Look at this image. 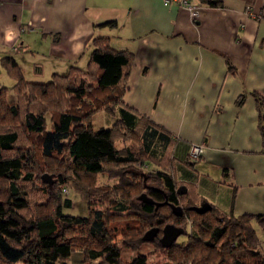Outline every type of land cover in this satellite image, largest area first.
<instances>
[{
	"label": "trees",
	"instance_id": "obj_1",
	"mask_svg": "<svg viewBox=\"0 0 264 264\" xmlns=\"http://www.w3.org/2000/svg\"><path fill=\"white\" fill-rule=\"evenodd\" d=\"M106 38L93 39L87 66L71 65L48 81L28 80L14 56L2 58L17 81L0 86V264H57L77 249L84 264H154L157 252L164 264H264L256 227L264 230V213L227 212L177 178L172 133L124 103L135 53ZM101 111L116 119L109 129L95 128ZM66 188L86 199L87 215L64 212L72 204ZM143 192L165 203L139 199ZM97 198L108 206L92 209ZM205 204L211 209H195ZM167 225L184 239L164 244ZM154 226L155 238L144 239ZM143 244L156 249L141 252Z\"/></svg>",
	"mask_w": 264,
	"mask_h": 264
},
{
	"label": "crops",
	"instance_id": "obj_2",
	"mask_svg": "<svg viewBox=\"0 0 264 264\" xmlns=\"http://www.w3.org/2000/svg\"><path fill=\"white\" fill-rule=\"evenodd\" d=\"M193 1L197 18L164 0H0V68L12 55L48 81L87 66L97 36L131 50L124 103L172 133L177 178L227 212L264 213V0Z\"/></svg>",
	"mask_w": 264,
	"mask_h": 264
},
{
	"label": "rangeland",
	"instance_id": "obj_3",
	"mask_svg": "<svg viewBox=\"0 0 264 264\" xmlns=\"http://www.w3.org/2000/svg\"><path fill=\"white\" fill-rule=\"evenodd\" d=\"M194 17V16H193ZM198 17V14L194 17V18H197ZM33 54V52H31ZM2 65V64H1ZM3 67V66H2ZM25 68H27V71L31 70L32 72V67L29 68V66L27 65H24ZM24 69V68H23ZM22 69V70H23ZM2 71V72H1ZM24 74H25V71L23 70ZM30 73V71L28 72ZM33 73V72H32ZM34 74V73H33ZM26 77V75H25ZM27 78V77H26ZM28 80H31V81H36V78L32 75V76H29V78H27ZM48 79L45 78V80ZM51 79V78H50ZM7 80V81H6ZM40 80H43L40 78ZM49 80V79H48ZM15 81H17L16 79L12 78L6 71V68L3 67V68H0V85H14ZM11 92L9 93V98L11 100H15L16 99V95L15 93H13L14 91L13 90H10ZM94 125H95V128L98 130L99 128L101 127H108V129L110 127H112V125L114 124L115 122V118L112 114L108 113V112H104V111H101V112H97L95 115H94ZM190 155V154H189ZM191 157V156H190ZM195 158V157H193ZM196 158H199L196 157ZM108 175L106 176V174H101L100 177H99V180L101 182H104V183H112V179H108ZM65 196L70 198L72 200V204L71 205H65L64 206V212L67 213V214H73V215H87L90 211H89V204L88 202L86 201V199H82L73 189H68L66 188L65 189ZM108 205L105 203V202H102L101 199H94L91 201V208L92 209H105ZM121 237L118 236L117 237V240H120ZM184 239V235L183 234H180L179 236V240H182ZM141 249H139V251L141 252H146V253H150V252H154L155 251V246L154 245H151V244H143L141 245L140 247ZM123 257L126 258V259H131L132 256L134 255V253L127 247L123 248ZM151 260H153L152 262L154 264H164L165 262H168L166 260H164L163 258V255H160L158 252L153 254V256H151ZM83 253L80 249H77V250H74V252L68 256V257H65V258H61L57 264H84L83 262ZM20 264H23V263H20Z\"/></svg>",
	"mask_w": 264,
	"mask_h": 264
},
{
	"label": "water",
	"instance_id": "obj_4",
	"mask_svg": "<svg viewBox=\"0 0 264 264\" xmlns=\"http://www.w3.org/2000/svg\"><path fill=\"white\" fill-rule=\"evenodd\" d=\"M47 175L48 174H45L43 177H46ZM139 199H141L145 202L155 203L156 206L163 205L165 203V202L163 203V202L153 200L145 192H143L139 196ZM170 205H171L174 213H176L177 215H181L183 213V207L182 206L176 205L175 203H170ZM195 209L198 212H205V211L211 209V205L205 204V205H201L199 207H196ZM158 232H159V227L154 226L145 232V234L143 235L144 236L143 238L146 240L153 239L158 234ZM181 233H182V230L178 226L167 225L164 228V232L162 234V241L166 245L172 244L176 239H178V236H180Z\"/></svg>",
	"mask_w": 264,
	"mask_h": 264
},
{
	"label": "built area",
	"instance_id": "obj_5",
	"mask_svg": "<svg viewBox=\"0 0 264 264\" xmlns=\"http://www.w3.org/2000/svg\"><path fill=\"white\" fill-rule=\"evenodd\" d=\"M165 3H175L177 5H180L181 7H184L188 9L191 14L195 17L200 9V5L195 3L193 0H164ZM204 145L202 144H193L190 149V156L191 157H198L200 156L204 151Z\"/></svg>",
	"mask_w": 264,
	"mask_h": 264
}]
</instances>
